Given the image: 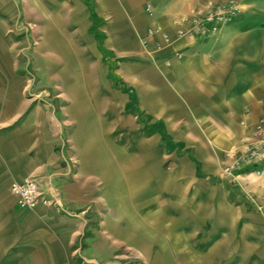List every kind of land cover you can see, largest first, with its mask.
Wrapping results in <instances>:
<instances>
[{"label": "crops", "instance_id": "obj_1", "mask_svg": "<svg viewBox=\"0 0 264 264\" xmlns=\"http://www.w3.org/2000/svg\"><path fill=\"white\" fill-rule=\"evenodd\" d=\"M219 1L0 0V264H264V175L223 171L264 128V0H238L205 39L176 36L178 18ZM30 4L63 62L48 65L60 74L52 85L16 77L15 37L26 33L15 21ZM155 28L170 40L147 34ZM46 86L70 93L46 100ZM84 109L134 135L133 152L118 146L131 215L113 255L90 205L95 175L111 179L110 155L76 154L62 119ZM26 177L56 203L20 208L9 186Z\"/></svg>", "mask_w": 264, "mask_h": 264}, {"label": "rangeland", "instance_id": "obj_2", "mask_svg": "<svg viewBox=\"0 0 264 264\" xmlns=\"http://www.w3.org/2000/svg\"><path fill=\"white\" fill-rule=\"evenodd\" d=\"M18 1L19 6H21L22 0ZM36 18L37 5L30 4L27 5L26 18L19 22L15 21V26L26 33L24 37H15L16 46H19V49H16L15 53L16 77H30L31 79L36 78L37 80L40 78L46 79L48 84L52 85L56 76L57 79H59L60 74H56L57 69L55 68L50 70L48 65H54L57 58L59 59V65L63 62L60 60V53L55 54L54 52V36L46 35V31L44 34L45 28L40 31L39 22ZM22 38L24 39V44L22 42V44L19 43L18 45V40ZM60 39L61 38H59V40ZM23 62L30 63L27 70L22 69L21 66ZM65 77L68 79L70 75ZM61 87H58V90L56 91L64 94L70 93L69 87L64 92ZM33 88L35 89V86L28 90V93L26 91V94L30 97H33L35 91ZM45 88V94L47 95L44 98L47 100L48 98H51V95L56 91H50L47 86ZM62 103L68 105L69 101L64 100ZM84 103L86 104V101ZM78 112V110H72L66 112V114L62 116L65 126L64 128H67L70 143L72 144L75 153L80 154L93 150L94 152H98L97 154L100 155L101 158L104 154L110 155L111 165L109 176L111 179H104L101 172V174L95 175L92 187L93 190L90 192V205L96 212H99L97 218L99 225L97 224L95 229L98 231L101 230L103 223H107L111 228L112 244L110 251L111 255H113L115 251L120 249V245L118 244L117 227L120 222L124 223L126 220L129 222V217L131 215L129 206L126 208L125 206H120V202L124 201L123 193L125 189L118 177V146L120 142L127 141L128 153L133 152L134 135L129 132L124 133L121 128H119L118 118L104 116L89 117L85 113L86 109L83 110V115H76ZM99 167L102 171L103 166L100 164ZM131 187L132 186H129L128 181L127 190ZM116 258L117 257L114 256L110 257L111 260H117ZM128 263L133 264L135 261L130 258ZM139 264H145V262H140Z\"/></svg>", "mask_w": 264, "mask_h": 264}, {"label": "built area", "instance_id": "obj_3", "mask_svg": "<svg viewBox=\"0 0 264 264\" xmlns=\"http://www.w3.org/2000/svg\"><path fill=\"white\" fill-rule=\"evenodd\" d=\"M239 12L238 0L206 2L174 22L176 36L205 39L216 34L223 24ZM156 32H159L165 41L170 40L169 35L160 28L149 29L147 34L152 35ZM242 165H246L249 171L257 176L264 175V128L262 123L255 126L254 140L245 143L241 155L234 158L229 165L223 168V171L225 173H231L233 169L240 171ZM9 190L16 197V203L20 208L34 209L39 204L54 205L56 203L54 197L41 190L39 182L34 177L11 182Z\"/></svg>", "mask_w": 264, "mask_h": 264}]
</instances>
